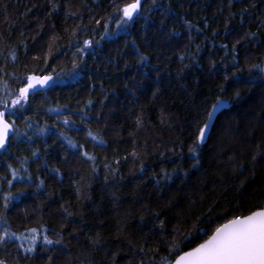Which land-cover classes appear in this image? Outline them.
I'll return each mask as SVG.
<instances>
[{
	"label": "trees",
	"instance_id": "1",
	"mask_svg": "<svg viewBox=\"0 0 264 264\" xmlns=\"http://www.w3.org/2000/svg\"><path fill=\"white\" fill-rule=\"evenodd\" d=\"M133 2L0 0V98L52 77L5 117L3 264H166L264 208V0Z\"/></svg>",
	"mask_w": 264,
	"mask_h": 264
},
{
	"label": "snow or ice",
	"instance_id": "2",
	"mask_svg": "<svg viewBox=\"0 0 264 264\" xmlns=\"http://www.w3.org/2000/svg\"><path fill=\"white\" fill-rule=\"evenodd\" d=\"M140 4L141 0H134L133 3L125 5L121 10L123 17L131 18L133 13L139 9ZM84 43L87 45L89 42ZM51 79L50 75H29L26 78L27 82L19 88L18 95L11 100V105L7 99L0 98V148L5 146L9 135L16 131L14 121L7 120L6 115H15L16 107L23 108L29 95L37 87L46 86ZM224 106V101L218 97L216 103L212 105V110L208 112L204 125L199 128L198 143H203L209 122L213 119L215 112ZM189 151L195 155V148H190ZM7 199L6 197L5 207H7ZM28 231L34 234L37 230L29 229ZM200 233L207 238L195 247H191L189 251H182L180 244L174 242L169 252L174 254L175 258L174 260L165 258L166 264H264V208L251 211L248 215L233 216L215 227L211 234L204 229H198L195 233L196 239H199ZM3 239L4 236H0V241ZM35 239L36 236L33 235L31 240L35 241ZM43 239L45 244L60 243L59 240L53 241L47 236ZM183 239L187 240L188 237ZM25 250L34 251V245ZM0 264L3 262L0 261Z\"/></svg>",
	"mask_w": 264,
	"mask_h": 264
},
{
	"label": "water",
	"instance_id": "3",
	"mask_svg": "<svg viewBox=\"0 0 264 264\" xmlns=\"http://www.w3.org/2000/svg\"><path fill=\"white\" fill-rule=\"evenodd\" d=\"M137 12V11H136ZM135 12V13H136ZM135 13H133V15L135 14ZM37 88H40V87H37ZM218 111V110H217ZM217 111L215 112V115H214V117H213V119L209 122V127H208V129L206 130L207 131V135H208V133H209V131H210V128H211V126H212V124H213V121H214V119H215V116H216V113H217ZM207 135H206V137H207ZM8 140V139H7ZM6 143H7V141H6ZM6 145V144H5ZM3 148V147H2ZM2 148H0V149H2ZM190 250V249H189ZM189 250H187V251H189Z\"/></svg>",
	"mask_w": 264,
	"mask_h": 264
}]
</instances>
